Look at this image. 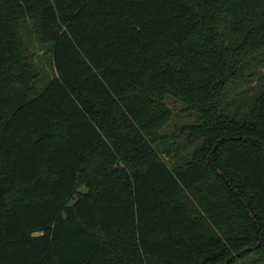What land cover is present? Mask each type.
Instances as JSON below:
<instances>
[{
  "label": "trees",
  "instance_id": "1",
  "mask_svg": "<svg viewBox=\"0 0 264 264\" xmlns=\"http://www.w3.org/2000/svg\"><path fill=\"white\" fill-rule=\"evenodd\" d=\"M168 96L199 120L162 133ZM253 253L264 264V0H0V264Z\"/></svg>",
  "mask_w": 264,
  "mask_h": 264
},
{
  "label": "rangeland",
  "instance_id": "2",
  "mask_svg": "<svg viewBox=\"0 0 264 264\" xmlns=\"http://www.w3.org/2000/svg\"><path fill=\"white\" fill-rule=\"evenodd\" d=\"M27 37L29 38L28 35ZM29 47L31 51H33L35 54L33 59L37 61L38 65L41 64V58H42L43 52L39 48V44L34 42V40H32L29 43ZM251 83L253 84L255 82H251ZM246 86L247 84H243L237 90H235V92H238L242 87H246ZM166 102L172 110V119L161 130L162 133H167L165 135H172V133H179L181 126L185 124L188 125V124H191L199 120V116H198L199 113L187 109L186 103L182 99H179L173 96H168L166 98ZM183 139L185 140V143L187 144L186 142L187 138L183 137ZM197 144L198 143L193 142V144H190V145L188 144L186 148L184 149L187 152L189 151V153H191L194 147L197 146ZM176 145H174L173 148H175ZM178 151L181 152L182 150H178ZM161 154L168 161L169 164L172 163V160L168 157V155L165 152L163 153L161 152ZM257 257L258 256H256V254L253 253L252 255H249L244 260H242L241 264H263L260 262V260L259 261L257 260Z\"/></svg>",
  "mask_w": 264,
  "mask_h": 264
}]
</instances>
